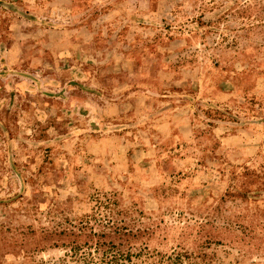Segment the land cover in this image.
<instances>
[{"label": "rangeland", "instance_id": "374dc122", "mask_svg": "<svg viewBox=\"0 0 264 264\" xmlns=\"http://www.w3.org/2000/svg\"><path fill=\"white\" fill-rule=\"evenodd\" d=\"M0 264H264V0H0Z\"/></svg>", "mask_w": 264, "mask_h": 264}]
</instances>
